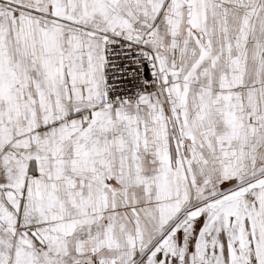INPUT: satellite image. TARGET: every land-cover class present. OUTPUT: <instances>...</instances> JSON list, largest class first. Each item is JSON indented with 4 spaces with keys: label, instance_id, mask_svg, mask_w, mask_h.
I'll list each match as a JSON object with an SVG mask.
<instances>
[{
    "label": "snow or ice",
    "instance_id": "obj_1",
    "mask_svg": "<svg viewBox=\"0 0 264 264\" xmlns=\"http://www.w3.org/2000/svg\"><path fill=\"white\" fill-rule=\"evenodd\" d=\"M0 264H264V0H0Z\"/></svg>",
    "mask_w": 264,
    "mask_h": 264
}]
</instances>
